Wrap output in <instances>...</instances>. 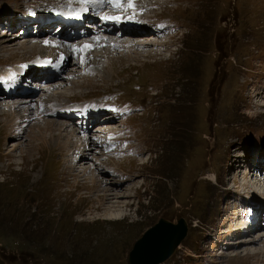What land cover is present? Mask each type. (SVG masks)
Wrapping results in <instances>:
<instances>
[{
    "label": "rangeland",
    "instance_id": "rangeland-1",
    "mask_svg": "<svg viewBox=\"0 0 264 264\" xmlns=\"http://www.w3.org/2000/svg\"><path fill=\"white\" fill-rule=\"evenodd\" d=\"M55 1L0 0V18L12 19L20 11L39 17L36 13L49 12ZM143 2L150 9L138 18L167 24L164 37L153 33L159 43L136 46L127 57L121 54L128 52L125 47L108 48L113 34L82 51L84 40L65 31L62 38L74 44V55L61 72L52 74L41 62H36L40 71H24L42 80L28 89L27 112L17 108L12 115H0V264H130L131 250L150 228L163 218L177 222L180 217L186 219L188 233L161 264H264V254L257 255L264 247V229L257 222L248 228L250 233L240 234L236 226L244 206L245 211L253 210L252 204L256 208L239 191L246 196L264 191L263 167L259 169L264 159L253 158L264 157V0H156L153 7L151 0ZM60 3L66 4L62 8L72 7L67 0ZM128 8L138 15L148 9ZM9 11L14 14L5 16ZM98 22L103 27L101 19L95 25L87 21L89 30L96 28L93 36L107 28L100 29ZM16 24L0 27V65L13 70L42 57L53 58L51 50L44 56L45 45L34 34L36 29ZM45 28L42 32H48ZM50 29L54 32L55 26ZM15 31L19 37H11ZM124 34L123 38L134 37ZM35 39L43 43L39 51L21 50ZM77 73L79 82L68 81L58 99L40 89ZM16 77L19 86L14 88L24 94L28 85L20 75L11 79ZM101 95L108 96L96 98ZM25 96L2 98L0 103L14 104L19 98L28 103ZM40 98L54 105L43 118L68 122L73 135L65 126L59 140L38 144L35 135L44 127L36 116L44 112L37 108L43 106ZM92 98L102 107H114L115 117L102 116L96 123L78 118L81 126L53 115L68 108L99 113L94 106L90 110L86 99ZM124 105L128 108L122 110ZM18 123L24 133H14ZM84 132L86 146L78 150L84 155L74 163L70 150ZM76 133L79 138L73 137ZM97 138L110 139L109 149L98 145ZM13 142L20 148L6 149ZM241 150H247L243 162L236 156ZM94 157L104 162L100 178H111L120 186L116 193L136 185L126 199L133 202L124 208L122 223L95 221L106 208L96 198L105 187L86 185L85 177L76 176L78 165L95 166ZM250 164L255 167L248 168ZM259 223L264 224V218ZM258 234L261 239L254 241ZM237 241L247 243L236 246Z\"/></svg>",
    "mask_w": 264,
    "mask_h": 264
},
{
    "label": "bare ground",
    "instance_id": "bare-ground-1",
    "mask_svg": "<svg viewBox=\"0 0 264 264\" xmlns=\"http://www.w3.org/2000/svg\"><path fill=\"white\" fill-rule=\"evenodd\" d=\"M155 2H156V0H151V2H150V4H152V7L155 5ZM154 3V4H153ZM87 6H89L88 4H86ZM134 7H135V9H137V10H143V9H147L148 8V6H144V7H141V6H136V5H134ZM126 8V7H125ZM134 9V10H135ZM57 10V9H56ZM59 10H61V11H63V12H65V13H67V14H70V15H73V14H78L79 13V15H81V16H83V15H85V12H87L88 13V19H94V21H96L95 20V17H96V10H93L91 7H87L86 9H85V7H83V8H81V9H73V7H70V8H60ZM140 11V12H141ZM139 12V13H140ZM25 13V12H24ZM26 13H28V12H26ZM138 13V12H137ZM22 14V13H21ZM36 14H38V15H40V13L39 12H37ZM5 15V14H4ZM9 15V12L8 13H6V15L5 16H8ZM23 15V14H22ZM84 17V16H83ZM14 17H12V19H5V18H0V27L4 24H7V26H10L11 24H15V21H17V23H20V27H23V28H25V27H27V28H29V27H31L32 29L34 28V29H36L37 30V32L38 33H42V31H43V28L44 27H41V23L39 22V21H31V23H29V24H27L26 22H24L23 20H21V19H18L17 17H15L14 19H13ZM36 18H39V17H36ZM88 19H86L85 20V23H86V26L85 27H87V21H88ZM13 20H15V21H13ZM13 21V22H12ZM24 23H26V24H24ZM90 25L91 24H89V26L88 27H90ZM55 29H57L56 31L57 32H61V35L62 36H64V33H65V31H67L68 33H71V34H74V31H76V30H78L77 28H75V27H66V26H64L62 23H56L55 25ZM46 28H45V30L47 31L48 30V32H49V38H51V37H53L52 35H51V33L50 32H53V30H51L50 29V27H52V25H49V26H45ZM84 27V28H85ZM87 27V28H88ZM107 28H108V26H106ZM7 28V27H6ZM91 28L93 29V31H94V29H96L94 26H91ZM106 28V29H107ZM50 29V30H49ZM55 29H54V31H55ZM135 29V31L136 32H134V30H127V31H125V32H129V33H132V35H134V36H137L139 33L138 32H144V33H146V35H138L137 37H133L132 39L131 38H129V37H127V36H125L124 38H120L119 39V41L120 42H118L117 43V41H114L115 42V44L116 45H119V47H122V49H123V47H125L124 49H126V51H128V50H137L136 48V46H140V47H142V45H152L153 46V43L155 44H157V43H159L158 42V39H155L154 38V35H153V32H151L150 33V31L148 30V28H143V29H136V28H134ZM87 30H89V28L87 29ZM91 30V29H90ZM23 31V30H22ZM1 32V31H0ZM4 32V31H3ZM124 32V33H125ZM22 33V32H21ZM11 34H13V35H11V37L13 36L14 38H16L15 36H18L19 37V34H18V32L17 31H15L14 33H11ZM35 34V33H34ZM10 35V34H9ZM114 35V34H113ZM125 35V34H124ZM153 35V36H152ZM23 36V35H22ZM68 36V35H67ZM106 37H108V36H105L103 39H105ZM66 38V37H65ZM111 39H113V38H111ZM160 39V38H159ZM33 40V39H32ZM32 40H31V42H32ZM102 40V39H101ZM145 40H149V41H147V42H145ZM28 41H30V39L28 40ZM35 42V44H33L32 43V45H30V46H27V45H22L23 47H21V50H24V51H26V50H28L29 52H33V51H39L38 50V46H39V44L40 43H42V42H40V43H38L37 41H38V39H35L34 40ZM112 41L113 40H111V43H112ZM130 41H133L132 43H130ZM85 42L86 43H84V42H80L81 44V50L83 51V50H88V49H90L91 48V46H93V44H95L96 43V41L93 39V40H91V41H89V39H87V41L85 40ZM101 42V41H100ZM103 42V41H102ZM99 43V42H98ZM152 43V44H151ZM43 44V43H42ZM48 44H49V40H47V41H45L44 42V45L45 46H48ZM43 45V46H44ZM87 46V47H86ZM67 48V47H66ZM71 48V47H70ZM48 48H44L43 49V51H46ZM12 52H14V51H12ZM59 52L62 54V55H64L65 53L67 54V52H70V50H65V48H63V49H60L59 50ZM72 52V51H71ZM108 52L106 51V54H107ZM10 54V53H9ZM121 54H124L125 56H127V57H129L128 56V54H130L131 55V52L130 51H128L127 53L125 52H122ZM61 55V56H62ZM120 55V54H119ZM132 56V55H131ZM119 58V57H118ZM108 60V59H107ZM111 61V60H110ZM107 62V61H106ZM11 68V67H10ZM17 71H19V72H23V70H22V68H16V69H13V70H10L9 68H7L6 66H3V68L0 70V85H2V84H4V81L5 80H7V82H12V76L14 75V74H17ZM72 72L73 71H75V69H72L71 70ZM61 72V71H60ZM59 73V72H58ZM70 73V72H69ZM77 75V76H76ZM76 75H70L69 74V78L70 79H64V80H61V81H57V82H52V83H49V84H44V85H42L41 87H40V89H42V92L43 93H47L48 92V95H55V97L58 95L59 96V94L61 95V97L63 96V92H61L60 91V89H63L64 87H66L67 86V82L69 81V83H71V84H77V82H79V80H78V78L77 77H79V73H77ZM17 78V77H16ZM15 78V79H16ZM67 78V77H66ZM18 79V78H17ZM16 79V80H17ZM21 79H22V81L21 82H23L24 84H27L28 85V87H27V90L29 89L30 90V88L32 87V88H35V85H34V83L35 82H39V81H41L42 80V78H40L39 77V75L38 74H33V75H31V74H29V73H27L26 72V74H24L22 77H21ZM58 79H60V77H58ZM46 83V82H45ZM39 84V83H38ZM10 85H13V83H10ZM34 85V86H33ZM63 87V88H62ZM0 90H2V89H0ZM60 91V92H59ZM254 91V90H253ZM259 91V90H258ZM24 92V91H23ZM34 92H36V91H31V93H34ZM264 92V91H263ZM22 93V92H21ZM31 95H29V96H25L26 98L25 99H28V98H31L30 97ZM11 97V96H10ZM9 97V98H10ZM46 98H48L49 96H45ZM45 97H43V98H45ZM8 98V99H9ZM57 99L59 98V97H56ZM0 99H2V98H0ZM5 99H7V98H5ZM20 100H18V102H14V104H9V103H7V102H4V103H0V115H7L8 113L9 114H14V113H16V110H17V108H19L21 111L23 110L24 112H27V108L29 107V106H31V104H30V102H29V99H28V103L26 102V103H24L25 101H23L22 99L23 98H19ZM40 100L42 101V105L43 106H37V108H39L38 110H44V112L42 113V114H37L36 116L38 117V116H40L42 119L41 120H43L42 122H43V128L41 127V128H39V134H36L35 135V138H36V141L38 142V144H39V142L43 145V146H48L49 145V143L50 142H55L56 140H59L60 139V137L62 136V134L63 133H65L66 132V128H65V126H69L68 124V122H61L60 121V123L58 122V123H56V122H54V121H51V120H46L45 118H43L44 117V113L47 111V109L49 108V106H51V105H53V103L52 102H50V100L48 99V100H42L41 98H40ZM57 101V100H56ZM37 103H38V101H37ZM36 103V104H37ZM45 105H47V107L45 108L44 106ZM54 106V105H53ZM82 107H84V106H82ZM87 108V107H86ZM2 109H4V111L2 110ZM68 109H70V108H68ZM67 109V110H68ZM91 110V109H90ZM63 111H66V110H62V112ZM100 111V110H99ZM3 112V113H2ZM8 112V113H7ZM20 112V111H19ZM90 112V111H89ZM46 114V113H45ZM26 115H28V114H26ZM37 117H35V118H37ZM39 117V118H40ZM58 117H63L62 115L60 116V115H58ZM27 118H29V117H27ZM7 119V118H6ZM15 119V118H14ZM30 120V119H29ZM108 119H105V120H103L104 122H106ZM26 121H28V119L26 120ZM19 122V121H18ZM13 123V122H12ZM22 123V122H21ZM66 124V125H65ZM4 125H5V122H4ZM35 126V125H34ZM34 126H33V128H34ZM39 126H41V125H39ZM100 126V125H99ZM98 126V127H99ZM35 127H38V125H36ZM55 127H57V132H54V131H56V129H55ZM97 127V126H96ZM97 127V129H99ZM100 127H102L104 130H106L108 127H104V126H100ZM69 129L70 130H67V132H68V134L69 135H73L72 133L73 132H75V130H74V128H72V127H70L69 126ZM79 129V128H78ZM109 129V128H108ZM102 130V129H101ZM98 131V130H97ZM48 133L50 134V137H47V135H48ZM82 133V132H81ZM78 133H76L75 134V136H73V137H75V138H79V136L77 135ZM64 138V137H63ZM86 141H87V133L86 132H84L83 133V135L82 136H80V139L79 140H75L74 142H75V147L77 146V149L79 150V147L80 148H84L85 146H86ZM60 142H61V140H60ZM18 144H16V143H14L13 142V144H11L10 146L11 147H8V148H6V149H11V150H14V149H17L18 147L20 148V144H19V142H17ZM34 144H35V142H34ZM38 144H36V145H38ZM39 146V145H38ZM43 146H42V148H43ZM65 146V145H64ZM38 148V147H37ZM93 148L96 150V147H95V143H94V146H93ZM40 149V148H39ZM98 149V148H97ZM245 151H247V150H241V151H239L241 154L239 155H236L237 157L239 156V158L240 159H238L239 161L241 160V162H243L242 161V158L241 157H244L246 154H245ZM249 151V150H248ZM254 153V152H253ZM256 153V152H255ZM251 154V153H250ZM80 156H82V155H84V154H79ZM259 155V154H258ZM261 155V154H260ZM79 157V156H78ZM261 158H263L264 159V157H261ZM72 159H73V157L70 159V161H72ZM94 159H95V166H94V163H92V164H89V166H87V165H85L84 167L82 166V165H84V164H80V165H78L77 166V175L76 176H80V177H85L83 180H85V184L86 185H90L91 183H92V187L93 186H96V187H98V189L99 188H101V187H105V188H102V189H100V192H101V194L100 195H98L96 198H98V199H100V201H99V203H101V205H102V203H103V206H104V204H106V208H105V206H104V212H103V214L99 217V218H95L96 220L95 221H103V223H105V222H107V224H109V223H113V224H116V223H118L119 224V222H123L124 220H125V218H126V212L124 211V208H129V205L133 202H131V201H126V199L128 198L129 199V197L130 196H132V191L131 190H133L135 187H136V185L133 187V188H131L129 191H127V192H125V191H120L119 193H116L117 192V190H116V188L115 187H120V186H116L117 184L114 182V180L113 179H111V178H109V180L108 179H106V181H104L102 178H100L101 177V175L103 174L102 173V167H103V165H100V163H104V162H100L99 160H98V157H94ZM99 161V162H98ZM237 161V160H236ZM91 163V162H90ZM86 164V163H85ZM97 164V165H96ZM106 166V165H105ZM246 167V169H248L247 168V166H245ZM255 166H253V167H251L252 169L254 168ZM251 170V169H250ZM254 171V170H253ZM252 171V172H253ZM253 174H254V176H255V179H258V178H256V175L258 174V172H256V171H254L253 172ZM258 176V175H257ZM104 177V176H103ZM82 180V181H83ZM215 180V179H214ZM254 180V179H253ZM76 181V180H75ZM73 182V181H72ZM77 182V181H76ZM74 183V182H73ZM111 186H110V185ZM79 186V185H78ZM139 187V186H138ZM95 188V187H94ZM138 188H136L135 190H137ZM127 190V189H126ZM255 191V190H254ZM248 194V197H252L253 196V194H251V193H247ZM134 195V194H133ZM237 197V196H236ZM239 197V196H238ZM92 199V198H91ZM257 199H260L259 197L257 198ZM261 200V199H260ZM92 201V200H91ZM245 201V200H244ZM257 201V200H256ZM244 203V202H243ZM253 203V202H252ZM255 204V206H257V204L258 203H254ZM262 209V207L259 209V210H261ZM254 210V209H253ZM105 221V222H104ZM137 222H133V224H137L138 223V220H136ZM250 225H253L252 223H249L248 224V228H250ZM256 225V224H255ZM263 223H259L258 222V226L257 227H259V228H262V229H264L263 228ZM261 230V229H260ZM250 233V232H249ZM262 233H264V232H262ZM259 235V234H258ZM257 236V235H256ZM260 237H262V234H260L257 238L255 237V239H254V241L255 240H259V238ZM253 238V237H252ZM251 239V238H250ZM261 239V238H260ZM245 240V239H244ZM241 241V240H240ZM253 241V240H252ZM233 243H235V245L236 244H238V245H240V244H242V243H247V242H239V241H237V242H233ZM244 245V244H243ZM264 245V244H263ZM262 245V246H263ZM237 246V245H236ZM256 249V248H255ZM262 250H264V247H261V251L260 252H257V255H261V253H263L264 254V252L262 251ZM259 251V250H258ZM254 252V251H253ZM248 254H251V253H249V252H247ZM263 256V255H262Z\"/></svg>",
    "mask_w": 264,
    "mask_h": 264
},
{
    "label": "water",
    "instance_id": "water-1",
    "mask_svg": "<svg viewBox=\"0 0 264 264\" xmlns=\"http://www.w3.org/2000/svg\"><path fill=\"white\" fill-rule=\"evenodd\" d=\"M188 226L184 218L177 223L163 218L135 243L130 252V264H160L169 258L186 237Z\"/></svg>",
    "mask_w": 264,
    "mask_h": 264
},
{
    "label": "snow or ice",
    "instance_id": "snow-or-ice-1",
    "mask_svg": "<svg viewBox=\"0 0 264 264\" xmlns=\"http://www.w3.org/2000/svg\"><path fill=\"white\" fill-rule=\"evenodd\" d=\"M97 2L114 3L117 7H119L121 5V0H97ZM129 7H134V6L131 3H129ZM103 19L118 21L120 19V17H118V16H105V17H103Z\"/></svg>",
    "mask_w": 264,
    "mask_h": 264
}]
</instances>
